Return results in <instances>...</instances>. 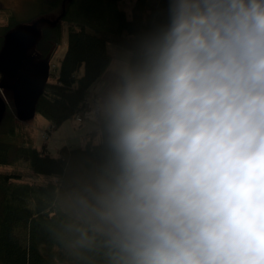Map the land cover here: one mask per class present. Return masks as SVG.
<instances>
[{
    "label": "clouds",
    "instance_id": "obj_1",
    "mask_svg": "<svg viewBox=\"0 0 264 264\" xmlns=\"http://www.w3.org/2000/svg\"><path fill=\"white\" fill-rule=\"evenodd\" d=\"M95 100L80 213L122 264H264V0H162Z\"/></svg>",
    "mask_w": 264,
    "mask_h": 264
},
{
    "label": "trees",
    "instance_id": "obj_2",
    "mask_svg": "<svg viewBox=\"0 0 264 264\" xmlns=\"http://www.w3.org/2000/svg\"><path fill=\"white\" fill-rule=\"evenodd\" d=\"M124 1L40 0L27 19V25L41 21L35 46L47 58L62 42V23L67 26L58 72L48 78L35 105V115L49 122L48 135L71 118L83 119L92 107L87 94L112 62L108 42L132 52L164 22L162 0H130L129 14ZM5 14L8 26H19L12 13ZM10 29H0V51ZM96 133L101 142L94 144ZM110 161L101 124L82 145L63 146L54 156L45 145L37 147L14 107L7 106L0 123V264H122L108 238L80 213L96 177L77 186L71 210L62 202L63 183L77 163L108 170Z\"/></svg>",
    "mask_w": 264,
    "mask_h": 264
},
{
    "label": "rangeland",
    "instance_id": "obj_3",
    "mask_svg": "<svg viewBox=\"0 0 264 264\" xmlns=\"http://www.w3.org/2000/svg\"><path fill=\"white\" fill-rule=\"evenodd\" d=\"M40 0H0V29L7 27L10 29L9 20L5 13H12L15 16V19L18 21L17 25H27V19L33 14L35 6ZM44 1V0H43ZM130 0H125L123 3V9L126 13L130 12ZM50 20L53 17H48ZM15 29L11 28L10 31ZM67 48V26L65 23H62V42L57 46L54 52L49 58L39 55L38 49L34 46L29 54L33 55L34 61H47L50 65L49 76L50 78L57 74L59 69V62L63 57L65 50ZM108 52L112 56V62L109 68L104 72V74L96 81V83L90 88L89 93L87 94V99L91 106H94L95 100L102 93L104 87L111 79L112 71L116 65L125 59H129V54L131 53L129 47L121 45L117 42H108L107 44ZM22 73L28 75L32 74V69L30 67H25L22 70ZM12 81L8 80L0 73V84H9ZM0 96L6 102V105L10 108L13 107L12 92L8 89L0 90ZM93 109V108H92ZM92 109L84 113V118L82 123L76 122L75 118L67 120L62 126L55 130H51L50 134H47V131L50 130L49 122L39 114L34 115L32 119L27 121H21L22 125L28 130L30 136L33 138L37 147L43 145L47 146L49 151L54 156H59L63 146H78L79 139L85 135H89L90 132L96 128L98 121H92L89 119V114L92 113ZM46 136V137H45ZM49 136V137H48ZM47 139H45V138ZM75 140V141H74ZM94 144L101 142V135L96 133L92 140ZM47 143V145H46ZM90 165V164H89ZM84 163H77L75 169L67 175L65 182L62 186L63 205L71 210V197L75 189L83 185L84 183L93 180V177H96L97 180H100L106 173L107 169L99 170L98 167L91 163L90 167L87 168ZM97 169V170H96Z\"/></svg>",
    "mask_w": 264,
    "mask_h": 264
},
{
    "label": "water",
    "instance_id": "obj_4",
    "mask_svg": "<svg viewBox=\"0 0 264 264\" xmlns=\"http://www.w3.org/2000/svg\"><path fill=\"white\" fill-rule=\"evenodd\" d=\"M41 21L27 26H18L8 32L0 51V73L11 79L10 84H0V90L12 92L13 107L20 121L32 119L35 105L44 86L48 82L50 65L47 61H34L29 51L39 38L38 25ZM24 65L32 69V74L22 73ZM6 102L0 96V123L6 110Z\"/></svg>",
    "mask_w": 264,
    "mask_h": 264
},
{
    "label": "crops",
    "instance_id": "obj_5",
    "mask_svg": "<svg viewBox=\"0 0 264 264\" xmlns=\"http://www.w3.org/2000/svg\"><path fill=\"white\" fill-rule=\"evenodd\" d=\"M88 101H89V100H88ZM92 108H93V106H92L90 109H92ZM83 118H84V116H83ZM89 119H91L92 121H98V123L96 124V128L93 129V130L90 132V134H92V133L97 129V127H98V125L100 124V122H99L98 119H96V118L93 117L92 113L89 114ZM82 122H83V120H82ZM82 122H81V123H82ZM90 134H89V135H90ZM85 137H88V135H85V136L81 137V138L79 139L80 141L78 142V145H82V144L84 143ZM74 141H75V140H74ZM46 145H47V143H46ZM46 148H47V150H49L47 146H46Z\"/></svg>",
    "mask_w": 264,
    "mask_h": 264
},
{
    "label": "built area",
    "instance_id": "obj_6",
    "mask_svg": "<svg viewBox=\"0 0 264 264\" xmlns=\"http://www.w3.org/2000/svg\"><path fill=\"white\" fill-rule=\"evenodd\" d=\"M75 120L77 121V122H81L82 121V118L81 117H79V116H77V117H75ZM46 137V136H45ZM44 137V138H45Z\"/></svg>",
    "mask_w": 264,
    "mask_h": 264
}]
</instances>
